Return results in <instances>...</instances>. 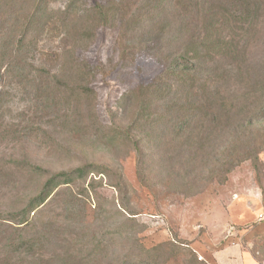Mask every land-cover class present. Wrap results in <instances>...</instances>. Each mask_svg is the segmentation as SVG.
I'll list each match as a JSON object with an SVG mask.
<instances>
[{
	"label": "rangeland",
	"instance_id": "obj_1",
	"mask_svg": "<svg viewBox=\"0 0 264 264\" xmlns=\"http://www.w3.org/2000/svg\"><path fill=\"white\" fill-rule=\"evenodd\" d=\"M95 1L82 0L80 26L69 31L65 0H48L34 18L21 0H0V71L16 66L0 76V166L12 172L0 186V210L46 180L18 161L48 175L85 169L54 190L30 225L14 229L47 236L52 264H187L191 253L217 264L215 253L236 244L264 264V146L236 160L244 141L264 143V117L239 130L208 132L199 118L175 130L183 118L161 113L164 96L152 100L164 70L153 55L152 20L131 23L120 38L119 20L103 26L87 14ZM250 57L264 66V24ZM35 69L44 74L36 78ZM58 71L67 78L44 97L47 73ZM84 85L95 100L78 103L72 91ZM0 250L2 259L3 241Z\"/></svg>",
	"mask_w": 264,
	"mask_h": 264
},
{
	"label": "trees",
	"instance_id": "obj_2",
	"mask_svg": "<svg viewBox=\"0 0 264 264\" xmlns=\"http://www.w3.org/2000/svg\"><path fill=\"white\" fill-rule=\"evenodd\" d=\"M47 2L21 0L24 9L32 12L31 18ZM65 2L62 24L69 31L76 30L80 26L77 8L82 0ZM87 8V14L103 26L119 20L120 38L127 35L131 23L139 25L152 20L153 55L164 62L163 72L152 82V100H158L156 95L164 96L169 101L161 113L183 118L175 130L185 131L195 118L203 120L201 127L208 132L232 127L239 130L245 129L244 123L252 125L264 117V66H255L250 57L264 24V0H96ZM163 47L167 52L159 53ZM5 60L2 55L1 62ZM3 64L6 66L4 73L0 71L2 81L16 68L11 61ZM35 70L36 78L44 74L41 69ZM47 74L48 82L43 83L41 92H47L44 97L50 98L53 89L58 88L55 81L67 78V74L64 71ZM72 94L78 103L95 100L88 85L76 86ZM259 142L244 141L242 145L246 143L247 149L236 160L258 155L260 146H264ZM17 168H26L31 176L46 180L37 193L19 199L13 209L0 210V241L5 252L0 264H52L53 260H46L51 244L47 236L30 239L16 234L15 230L30 225L32 214L48 201L54 190L72 181L76 173L83 175L85 169L48 175V171L29 161H18ZM11 173L0 166V186ZM166 247L158 245L152 253L158 254ZM152 264L158 263L152 260ZM187 264L204 262L191 253Z\"/></svg>",
	"mask_w": 264,
	"mask_h": 264
},
{
	"label": "crops",
	"instance_id": "obj_3",
	"mask_svg": "<svg viewBox=\"0 0 264 264\" xmlns=\"http://www.w3.org/2000/svg\"><path fill=\"white\" fill-rule=\"evenodd\" d=\"M214 258L217 264H258L251 255L244 252L237 244L217 251Z\"/></svg>",
	"mask_w": 264,
	"mask_h": 264
},
{
	"label": "built area",
	"instance_id": "obj_4",
	"mask_svg": "<svg viewBox=\"0 0 264 264\" xmlns=\"http://www.w3.org/2000/svg\"><path fill=\"white\" fill-rule=\"evenodd\" d=\"M263 216L262 215H260V218H262Z\"/></svg>",
	"mask_w": 264,
	"mask_h": 264
}]
</instances>
